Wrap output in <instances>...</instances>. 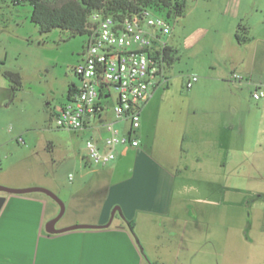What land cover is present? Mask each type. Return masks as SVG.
<instances>
[{"label": "crops", "instance_id": "0c3cea01", "mask_svg": "<svg viewBox=\"0 0 264 264\" xmlns=\"http://www.w3.org/2000/svg\"><path fill=\"white\" fill-rule=\"evenodd\" d=\"M241 7L233 4L217 24L214 48L228 67L225 76L207 59L206 69L199 67L187 79L197 72L205 82L222 80L244 68L235 33L245 19L248 28L254 24ZM178 20L165 37L167 47L177 51ZM172 65H167V84L154 89L141 107L135 132L127 120L115 118L116 98L103 103L98 122L81 132L69 130L76 137L89 134L102 146L107 136L103 124L115 122L122 133L138 138L137 147H118L116 158L99 166L88 159L85 145L76 143V174L61 178L47 172L42 180L35 175L0 178L1 184L14 189H48L64 205L61 213L60 203L46 192L0 189L5 197L0 209V264H164L175 240L185 251L202 233L205 241L215 240L216 247L204 253L199 264H264V207L256 205L264 200V191L256 188L257 175L264 173V144L254 145V131L260 126L249 115L239 123L216 119L206 127L197 117L198 108L184 103L185 98L197 101L200 84L187 94L166 92ZM192 178L215 184L204 186L201 196L199 188L189 184ZM191 191L200 196L192 198ZM207 211L215 215L210 221ZM257 211L262 217L256 221ZM73 225L86 226L66 230Z\"/></svg>", "mask_w": 264, "mask_h": 264}, {"label": "rangeland", "instance_id": "374dc122", "mask_svg": "<svg viewBox=\"0 0 264 264\" xmlns=\"http://www.w3.org/2000/svg\"><path fill=\"white\" fill-rule=\"evenodd\" d=\"M204 1L186 0L184 14L178 20L181 33L177 39L178 59L169 70L171 77L166 92L187 94L200 84L197 101L180 98L187 107L198 108L197 117L206 127L216 119L239 123L249 115L250 118L253 116L255 125L260 126L254 131V145L258 148L259 143L264 144V103L254 100L251 95L257 87L264 89V0H213L209 6ZM236 3L249 12L247 18L254 24L253 29L248 28L246 41L239 48V57L245 60L244 68L233 71L243 79L224 77L205 82L202 73L196 72L198 80L186 88L188 74L199 67L206 69L207 59L216 64L217 74L225 76L228 71L222 56L214 48V39L218 21ZM31 12L27 0H0V178L35 175L42 180L47 172L64 178L69 172L76 174L73 145H85L90 136L76 137L72 131L57 128L55 114L66 102L68 88L80 86L73 68L84 57L90 34L72 35L59 28L40 33L31 21ZM5 71L19 73L21 84L17 90L5 77ZM109 91L110 99L114 100L117 91L112 87ZM79 164L82 165V160ZM207 180L202 182L192 178L189 184L198 187L201 196H205L203 187L215 184ZM256 188L264 191V173L257 175ZM197 192L191 191L189 195L196 198L200 196ZM256 205L263 208L264 200ZM206 215L209 221L215 217L210 211ZM261 217L262 213L257 211L254 219L257 221ZM208 228H212L210 223ZM204 238L203 233L193 237L185 251L179 240H175L172 255L168 254L169 261L164 264H172L174 260V264L190 261L199 264L203 254L216 247L215 240L208 242ZM219 245L226 248L224 243Z\"/></svg>", "mask_w": 264, "mask_h": 264}, {"label": "built area", "instance_id": "2783aa9c", "mask_svg": "<svg viewBox=\"0 0 264 264\" xmlns=\"http://www.w3.org/2000/svg\"><path fill=\"white\" fill-rule=\"evenodd\" d=\"M172 22L149 9L121 18L92 11L88 17L90 40L84 57L73 68L80 86L74 87L55 114L56 127L81 132L98 122L112 87L117 91L112 107L115 118L127 120L130 131L135 132L140 125L141 107L154 89L167 84L165 37L172 32ZM231 78L243 79L236 73ZM197 80L198 76L191 74L185 87H192ZM251 96L263 100L264 89L257 87ZM103 125L107 136L102 146L92 139L85 141L88 159L99 166L113 161L118 147L139 145L135 135L122 133L115 122Z\"/></svg>", "mask_w": 264, "mask_h": 264}, {"label": "trees", "instance_id": "16d2710c", "mask_svg": "<svg viewBox=\"0 0 264 264\" xmlns=\"http://www.w3.org/2000/svg\"><path fill=\"white\" fill-rule=\"evenodd\" d=\"M32 7L31 21L37 25L40 33H48L54 28L68 30L74 34H90L88 23L92 11H100L106 15L121 18L124 15L149 9L168 21H175L185 11L186 0H27ZM248 27L239 24L235 39L239 44L246 41ZM164 59L171 66L178 59V51L171 47L164 50ZM5 77L17 90L21 84L19 73L5 71ZM75 91L69 87L67 98ZM132 228V223H130Z\"/></svg>", "mask_w": 264, "mask_h": 264}, {"label": "water", "instance_id": "95a60500", "mask_svg": "<svg viewBox=\"0 0 264 264\" xmlns=\"http://www.w3.org/2000/svg\"><path fill=\"white\" fill-rule=\"evenodd\" d=\"M0 189L5 190V191H8V192H11V193H27V192H31V191H43V192H46L50 196H52L56 201H58L60 203V205H61V213L63 212V209H64L63 203L58 199V197L53 192H51L50 190L45 189L43 187H32V188L14 189V188H6V187H3V186L0 185ZM4 201H5V197L0 195V209H1ZM85 226L86 225H73V226L67 227L66 230L81 228V227H85ZM49 231L50 232L51 231L52 232L53 231L55 232L54 229L49 230Z\"/></svg>", "mask_w": 264, "mask_h": 264}]
</instances>
